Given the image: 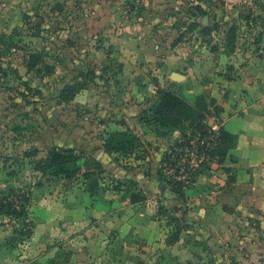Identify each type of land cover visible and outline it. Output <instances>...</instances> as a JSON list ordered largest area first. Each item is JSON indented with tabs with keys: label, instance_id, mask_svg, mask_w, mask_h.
Instances as JSON below:
<instances>
[{
	"label": "rangeland",
	"instance_id": "374dc122",
	"mask_svg": "<svg viewBox=\"0 0 264 264\" xmlns=\"http://www.w3.org/2000/svg\"><path fill=\"white\" fill-rule=\"evenodd\" d=\"M104 1L106 0H65L60 2L62 11H58L56 6L60 4L56 0H0V199L6 197L10 189L21 193L20 196L25 195L28 199L25 218L32 223L33 230L38 221L34 215L39 209V205L32 207L31 204L34 193L43 191L48 197L53 196L59 200L66 191L63 183L67 181L61 177L34 172V164L45 159L52 148L73 149L81 157L78 162L79 173L73 179H80L82 188L86 190L82 174L86 169L93 171L92 164L96 162L92 158L93 147L98 143L104 145L107 134L117 127L120 131L130 132L136 140V148L127 155L115 154L111 162L117 163L118 167L133 176L143 175L148 178L153 174L158 175L157 191L153 194L155 204L150 208L155 213L144 207V213H148L144 215L146 220L142 225L137 224L134 229L138 231L137 234L131 231L126 237L122 232L115 236L123 218L115 220L110 215L106 217L107 229L104 227L99 234L95 232L90 237V244L86 241L88 245L85 248L90 254L87 255L90 256L87 260H78L73 252L77 246L69 244L73 233L66 227L61 228L65 238L59 235L53 238L50 242L52 244L45 250L47 258L30 264H264V176L260 174L261 171L264 172V164L251 166L248 170L239 166L237 170L231 171L232 175H228L230 171L226 172L228 167L225 165L230 162L229 158L224 161L225 167L220 169L224 162L220 164V156L213 155L191 184L182 186L181 198L177 200L185 206L182 204L175 209L177 204L173 202L174 198L166 197L171 195L166 193V189L171 188L167 184L169 182L160 175V164L155 170L156 167L150 165L152 159L145 163L142 159L145 154L153 156L151 151L161 153V149L166 148V143L170 144L173 140L170 139L172 131L166 130L156 131L163 136L160 141L166 142L150 140L154 137L151 133L154 130L150 128L152 124L147 116L155 104L156 89L150 87L151 90H146L144 83L157 84L156 81L160 80L159 87L184 98L195 108L196 114L204 115L202 123H207L214 114L219 117L223 126L222 113L213 106L209 97L211 90L226 91L227 88L223 86L226 79H220L222 75L214 71L213 57L208 49L221 43L224 37L219 38L215 44L210 42L205 49L199 47L195 50L191 62L197 59L196 63H202L203 67L191 72L194 77L192 81H173L168 86L167 83L172 79H166V73L162 70L165 64L158 53L155 56L146 52V47L132 49L133 44L130 47L128 45L126 58L119 56L118 50H112L116 47V42L111 37L112 30L116 32L119 21L116 19L104 22ZM109 1L113 4L116 0H107V4ZM205 1L208 7H217L216 4L219 3L218 0ZM236 5L241 9L238 16L240 18L237 26L231 23L229 27L235 31L233 44H227V48L233 52L241 50L243 57L238 59V63L242 65L248 63L249 59L253 62L262 61L264 37L261 35L264 33V20H247L246 17H260L263 0H251L249 5ZM125 7L129 12L133 6L128 3ZM181 8L183 6L179 9ZM144 18L148 20L152 17ZM165 18L158 17L159 22L156 24L143 22L142 30L147 41L151 42L146 43L147 45L155 44L151 38L153 35L150 37L148 32L164 31L162 25ZM170 25H174V22H169L165 27L171 28ZM32 58L41 63L29 69L28 64ZM128 58L133 61L134 68L120 62L129 60ZM47 67H53L52 71H48ZM182 72L190 74L187 68ZM73 83H83L87 87L73 102H59L60 91L65 85ZM153 90L155 94L152 93ZM200 97L203 98V110L200 104L197 106ZM130 98L140 101L139 105L142 106L136 118L140 123L138 124L145 129L142 133L148 137L143 140L145 144L149 143L147 148L139 142L133 131L138 124L122 114L123 107L129 104L125 100ZM222 98L229 103L227 93ZM243 98L249 104H256L253 96ZM238 100L233 101V104H238ZM100 104L104 105L103 109L108 113L104 114L105 117L99 116ZM263 111L264 109L262 113ZM101 117L109 124L103 132L97 127ZM183 127L179 130L180 137L175 138L165 154L195 132V124L188 122ZM137 132L140 135L141 132ZM88 137L98 141L89 145ZM87 144L89 149L86 148ZM236 144L234 141L232 150H235ZM261 147V157L264 158V143ZM32 150L38 151L35 158L24 157L25 153ZM232 152L229 151L228 154L226 151L229 157ZM154 159L157 160L156 155ZM231 161L236 162L233 154ZM240 169L243 173L239 178L237 171L240 173ZM244 170L247 174H244ZM111 173L101 175L99 189L94 197L86 192L85 203L88 208L93 206L92 203H97V199L112 197L106 192L102 193L107 187L113 189L118 183L109 176ZM203 174L210 177L208 183H197V178ZM237 180L245 182L238 183ZM123 187L114 192L118 194L119 207L125 208L122 203L130 201L131 194L138 195V188L128 185L126 191ZM184 209H189L190 213H186ZM20 210V207L17 208V211ZM110 211L112 210L107 212ZM131 211L133 210L126 211L128 216L125 218L131 217ZM4 217L5 223L0 220V225H8L11 229L8 238L15 245L14 253L24 252L31 258L36 256V245L30 240L32 235H21L23 217ZM136 221L140 224L142 222L141 219ZM25 231H29V227ZM25 241L30 242L24 246ZM131 245L138 248L135 254L128 250Z\"/></svg>",
	"mask_w": 264,
	"mask_h": 264
},
{
	"label": "crops",
	"instance_id": "0c3cea01",
	"mask_svg": "<svg viewBox=\"0 0 264 264\" xmlns=\"http://www.w3.org/2000/svg\"><path fill=\"white\" fill-rule=\"evenodd\" d=\"M56 1L61 5L62 3L60 2L65 0ZM106 1H104L105 7L102 13L104 22L115 21L116 19L119 21L116 32L112 30V36L110 35L116 42V47L112 50H118V55H123L126 58L128 45L130 47L131 44H133L132 49L146 47V52L152 53L155 56H157L158 53V56L162 58V61H164L165 64L162 66V70L166 73V79H170L174 74H177L183 77V79L178 80V82L182 81L186 83L190 82V80L192 81V78L194 77L191 72H195L197 68L200 70L201 68L199 67L201 66L203 67L202 63H196L197 59L191 62L195 50L199 47L200 49H205V46L207 47V44L210 42L211 44H215L216 41H219V38L224 37L221 43L208 49V52L211 54L210 56L213 57L214 71L216 70L222 75L220 79H226V81L224 80L225 83L223 86L227 88L226 91L222 89L211 90L209 98L213 106L218 108L222 113V118L224 119L222 128L234 135L237 142L235 150H230L233 151L230 154H233L236 162H232L229 158L230 162L225 165L226 168L228 167L226 172L230 171L228 175H232L231 171L237 170L236 168H239V166L243 167L242 169L246 168V170H248L251 166H260L264 164V158L261 157V155H263V147H261V144L264 143V111L262 113V110L264 109V58H262V61L258 62H253L249 59V62L244 63L243 65L242 63H238L241 56L243 57V54L240 52L241 50L238 49L235 52H229L227 48V39L225 37L231 23H234L236 26L238 24V19L240 18L238 16L241 9L238 8L236 4L247 3L249 5L251 4V0H218L219 5L216 4L217 7L215 5L208 7V3L205 0H116L113 4H111L110 1L107 4ZM128 3L133 6L129 12L126 11L125 7ZM180 6H183V8H181L182 10L179 9ZM139 8H142V10L140 11ZM233 13L236 15H233ZM260 14V17L252 16L246 17V19L253 20L254 18H260V20H264V6L260 8ZM143 17L152 18L146 20V18L143 19ZM158 17H166L163 22L164 24L162 25L164 31L159 30L157 31L158 34L148 32L150 37L153 35L151 38L155 44L147 45L146 43L151 44V42L147 41L145 32L142 30V28H144L143 22H145V24L147 22L150 24H156L159 22ZM175 17L180 19H176ZM172 21L174 22V25H170L171 28H169V26L165 27ZM107 27L110 29L108 25ZM205 29L208 30V34L202 33ZM214 49L215 51H213ZM120 62L127 64V67L130 66L134 68L131 59L120 60ZM185 68L188 69L190 73L189 75L182 72ZM137 69L139 70V67ZM157 82L160 83L161 81L159 80L156 81V83ZM158 83H144L143 86H147L144 87L146 90H151L150 87L157 90V87H159ZM172 83L173 80L169 81L167 85H172ZM154 90L152 93L155 94ZM240 90H242V93ZM225 93H227V96L230 98V101H228L229 103H226L222 98ZM240 93L242 96L241 98ZM249 96L254 97L256 104H249L247 103L246 98H243H249ZM154 99L156 102L157 96H155ZM237 99H239L238 104H233V101H236ZM125 101H128L129 104L123 107L122 114L130 118L135 124H138L139 122L136 116L142 110V106L139 105L140 101L131 98ZM99 106V116L108 114L106 110L103 109V104H100ZM234 110H237V112L235 113ZM104 117H101V119H99L100 123L97 124L98 130H102V132L109 125L103 121ZM124 120L127 121L126 118H124ZM139 124L138 126H135L136 130H132L137 134V138L140 140L139 142L147 148L149 143L146 142L145 144L143 140L148 137L142 133L145 129ZM129 128L131 129L130 126ZM150 128L154 130L151 132L154 137L152 136L150 140L166 142V140L160 141L163 136L157 134L155 126L152 125ZM115 129L119 130L117 127ZM137 131L141 132L140 135ZM180 135L181 132H179V130L172 131L170 133V136H172L170 139L172 140L173 138L171 143L180 137ZM99 139H102V137ZM93 141L98 140L88 137L89 145L92 143L94 144ZM155 142L156 141H154V144ZM171 143H166L167 146L166 148L161 149V153L150 152V154L156 155L157 160L154 159V155L148 156V154L144 153L145 155L142 156L144 163L146 161L150 162L149 159H152L153 161L150 162V165H154L156 170ZM89 145L87 144L86 148ZM113 156H115V154H106L103 150V145L100 143L93 147L92 158L102 166L104 171L102 175L110 174V172H112L109 176L114 178L116 182L121 183V187L124 186L123 188L126 189V191L128 185H135V187L138 188V195L144 197L142 202L132 203L131 201H128L122 203V206H125V208L119 207L118 194H116L112 188L107 187L102 193L106 192L112 197L108 198L103 195L104 198H101L100 200L97 199V203H92L93 206L88 208L85 203L86 191L82 188L80 179L76 181L75 179L65 181L63 184L65 187L64 190L66 191H64L65 193L63 197L59 200L54 199L53 196L48 197L46 192H35L34 200L31 204L32 207L39 205V209L34 215L38 221L34 224L30 240L36 245L37 253H34L36 256L31 258L29 254H25L24 252H21V254L14 253L15 245L11 244V240L8 238L11 235V229L8 225H0V264H30L35 260H44L48 256L45 250L48 245L52 244L50 243L51 240L55 237L57 238L58 235L65 238L63 236L64 231L61 230V228L64 227L70 229L74 235L69 241V244L71 246H77V249H74L73 251L75 252V256L78 260H87L90 257L87 255L90 254L85 247L92 241L90 238L91 236L100 232L102 229H107L105 218L109 217V215L115 220H119L120 217L123 218L115 236L122 232L126 237L131 231L134 232V234H137L138 231H134V229L137 228V224L142 225L144 220H146L144 215L148 214L146 212L144 213V207H147L150 212L155 213V211L150 208H152V204H155V197L153 194L157 191L158 175L153 174L148 178L143 175L133 176L126 170L118 167L117 163H112L111 158ZM224 164L225 162L221 165L220 169L225 167ZM118 168L120 169L119 171ZM242 169H240V173L237 171V177L239 178V175L243 173ZM254 171H256V169H254ZM245 173L247 174V171L244 170V174ZM260 174L264 176V172L261 171ZM197 179V183H202L203 181L208 183L210 177L203 174ZM237 182H245V180H237ZM236 185L238 186L237 183ZM166 193L172 195V197L171 195L166 197L174 198L175 201L173 202L177 204L175 209L180 208L181 205L184 204L183 202L182 204L179 203L177 200L179 198L171 192L169 188L166 189ZM148 195H151V197ZM110 209L112 211L107 212ZM130 210H133L130 213L131 217L125 218V216H128L126 211L128 212ZM184 211L190 213L189 209H184ZM132 216L134 217L132 218ZM173 217H177L175 213H173ZM137 219L142 220L141 224L139 221H136ZM0 220L5 223L4 216H0ZM115 220L114 222H119ZM133 221H136V223L133 224ZM131 224H133V228H131ZM138 229H140V226ZM86 241L89 242L86 243ZM29 242L30 241H25L23 242V245L25 246V244H29ZM129 247L130 249L128 250L132 251L133 254L138 250L137 247L132 245Z\"/></svg>",
	"mask_w": 264,
	"mask_h": 264
},
{
	"label": "trees",
	"instance_id": "16d2710c",
	"mask_svg": "<svg viewBox=\"0 0 264 264\" xmlns=\"http://www.w3.org/2000/svg\"><path fill=\"white\" fill-rule=\"evenodd\" d=\"M56 8L58 11H62V5H57ZM234 28H230L227 31V44H233ZM203 34H208V30L205 29L202 31ZM264 37V33L261 35ZM259 41V40H258ZM215 51V49L213 50ZM233 52V50H229ZM41 62L38 59H30L28 64L29 69H33L35 66ZM48 71H52L53 67H47ZM86 79V77H85ZM87 85L83 83H73L67 84L60 91L58 100L61 103L68 104L75 100L76 96L83 90H85ZM157 100L153 107L150 110L149 117L147 118L150 121V124L156 127V131L166 130V131H177L184 128L185 123L195 124L193 130L197 133L205 135V125L202 123L204 120L203 116L196 114L195 108L190 105L184 98L178 96L177 94L164 90L160 87H157L156 90ZM201 109L204 108L203 98L198 99ZM202 104V105H201ZM206 112V111H205ZM197 115V116H196ZM193 120V121H192ZM202 120V121H201ZM148 121V123H149ZM181 128V129H180ZM190 128V127H189ZM192 128V127H191ZM194 134V132L192 133ZM234 141L236 142V137L223 128L220 129L219 138L217 142L216 149L212 152L213 155H218L219 163L222 164L228 156V152L234 148ZM233 144V145H232ZM136 148V140L128 130L120 131L114 130L107 134V140L103 145V150L106 154H119L127 155L130 154ZM227 151V153H226ZM38 151L32 150L24 154V157L28 159H33L37 156ZM81 157L73 149H50L45 159H42L34 164L33 171L41 175H52L53 177H61L64 180H71L79 173L78 162ZM93 171L86 169L82 174L84 180V185L86 187V192L94 197L97 190L99 189V178L103 174V168L98 162L92 164ZM11 175V174H10ZM9 175V176H10ZM170 190L180 199L181 198V189L182 186L179 183H167ZM122 184L117 183L113 190H119ZM15 191L14 189L8 190V195L0 199V216H22L24 221H22L23 231L21 235L30 237L32 235V223L28 222V219L25 218L26 210L25 205L28 204V199L25 195ZM144 197L140 195L131 194L130 201L132 203L142 202ZM21 204V205H20ZM21 208L20 211H17V208ZM26 227H29V231H25Z\"/></svg>",
	"mask_w": 264,
	"mask_h": 264
},
{
	"label": "built area",
	"instance_id": "2783aa9c",
	"mask_svg": "<svg viewBox=\"0 0 264 264\" xmlns=\"http://www.w3.org/2000/svg\"><path fill=\"white\" fill-rule=\"evenodd\" d=\"M205 135L194 132L172 150H168L159 165L160 175L169 183L190 185L196 174L212 159L217 147L220 119L214 114L204 123Z\"/></svg>",
	"mask_w": 264,
	"mask_h": 264
},
{
	"label": "water",
	"instance_id": "95a60500",
	"mask_svg": "<svg viewBox=\"0 0 264 264\" xmlns=\"http://www.w3.org/2000/svg\"><path fill=\"white\" fill-rule=\"evenodd\" d=\"M171 79H172L173 81H178V80H180V79H183V77L180 76V75L174 74V75L171 77Z\"/></svg>",
	"mask_w": 264,
	"mask_h": 264
}]
</instances>
